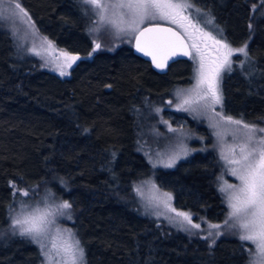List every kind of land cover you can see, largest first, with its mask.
Returning a JSON list of instances; mask_svg holds the SVG:
<instances>
[{"label":"trees","instance_id":"1","mask_svg":"<svg viewBox=\"0 0 264 264\" xmlns=\"http://www.w3.org/2000/svg\"><path fill=\"white\" fill-rule=\"evenodd\" d=\"M18 1L42 34L81 59L61 76L20 56L14 37L0 26V231L10 223L14 185L48 188L72 204L86 264H248L249 242L225 236L209 247L166 229L130 201L133 184L153 171L138 150L141 117L151 103L191 82L192 61H176L159 74L130 44L93 51V17L82 0ZM194 3L215 17L231 46L247 44L251 59L224 77V106L232 116L261 121L264 14L257 11L264 1ZM220 170L211 149L160 168L155 177L174 194L177 208L222 222L228 209L218 188ZM0 264H43L42 254L30 238L10 235L0 241Z\"/></svg>","mask_w":264,"mask_h":264},{"label":"snow or ice","instance_id":"2","mask_svg":"<svg viewBox=\"0 0 264 264\" xmlns=\"http://www.w3.org/2000/svg\"><path fill=\"white\" fill-rule=\"evenodd\" d=\"M83 3L91 6L102 19L106 14L117 17L110 19L120 32L127 33L132 37L136 50L142 52L145 56H151L155 66L161 70L167 67V60L173 56H187L194 61V84L190 89L185 90L187 95L184 96L182 103L177 110L196 111L192 105L208 109L220 116L227 124L240 125L245 132V142L236 145L231 149L233 155L228 163L234 165L231 168V175L235 176L239 184H225L220 191L226 193V201L229 208L228 220H231L232 227L238 229V237L242 242H250L254 245L253 252L257 255L249 259L248 264H264V136H258L264 133V128L257 130L256 126L244 123L241 120H233L232 117H223L220 113L215 112V105L223 104V94L220 88L221 73L232 72L233 61L231 57L234 54H242L245 62L251 59L247 52V44L240 48H232L221 36L217 39L211 30H205L201 26L200 16H207L203 9L197 7L194 0H82ZM14 7L27 16V12L19 3ZM190 9L192 11H190ZM193 12L196 15H193ZM2 15V13H0ZM30 20V17H28ZM167 21L174 24L177 28L183 30V34L173 30L171 27H163L160 24H149V21ZM213 20L207 18L203 21L204 25L212 24ZM34 29V25H32ZM47 44L45 51L54 48L51 41L44 38ZM187 41H191V44ZM208 42L217 52V57L212 61L205 59L204 52L207 50ZM101 45L95 44L93 51L99 50ZM193 50L195 55H193ZM33 54L39 56L41 53L35 48ZM57 60V69L61 76L69 75L65 70L80 59L78 55H72L62 52ZM183 95V93H181ZM203 102V103H202ZM170 103V102H169ZM188 105L189 107H185ZM217 125L214 124L213 127ZM175 131V129H170ZM220 135V133H217ZM239 155H236V151ZM178 156H172L164 162V167H173ZM155 167V165H153ZM155 192L160 190L152 185ZM136 191L139 193L140 189ZM23 196L27 197L29 193L24 191ZM151 200L157 201V206L171 213L176 217L182 218L192 228H200L199 224L192 222L191 215L187 212L177 211L171 204L172 196L164 192L161 196L153 195ZM27 203V202H22ZM72 209V204L67 200L57 204L55 210L49 208L35 207L32 211L15 216L11 220V227L14 235L29 237L33 242L40 245L41 254L44 256V264H52L53 255L57 258V264H83L84 249L80 241L76 238L71 230H61L56 227L55 216L68 215V210ZM228 220L225 223H228ZM212 229H219V224H211ZM187 230V229H185ZM62 233H67L63 235ZM222 233L211 231L203 237L208 239L210 236L218 237ZM213 239L209 247L214 246ZM242 248L247 247L245 244Z\"/></svg>","mask_w":264,"mask_h":264},{"label":"rangeland","instance_id":"3","mask_svg":"<svg viewBox=\"0 0 264 264\" xmlns=\"http://www.w3.org/2000/svg\"><path fill=\"white\" fill-rule=\"evenodd\" d=\"M103 2H108V0H102V3ZM15 3H19L24 9L22 4L18 0H0V13H2V15H0V26L5 28L12 34L16 41L20 56L34 57L38 59L42 68L54 71L59 74L57 63H62V60H57L55 58L60 57L63 51L51 39H49L38 30L33 19L25 9V12H27L28 14L27 16H25L24 13L20 12L19 9H16L14 7ZM85 5L87 10H89L90 14L93 17V21L91 22L89 29L93 36L94 46L96 43H99L101 45L100 49H113L121 44L133 45L132 37L129 34L118 31V29L112 23H109L110 19H118L117 17L111 16V14L109 13L106 14L102 19L99 15L96 14V11L92 9L90 5ZM190 11L192 10L190 9ZM203 11L207 13V16L199 17V19L201 20V26L205 27L206 31L211 30L213 35H215L217 39H220L222 36L226 40L224 28L219 23H217L215 17L209 11L204 9ZM257 12H259L260 14H264L263 7L260 8V10H258ZM193 15L195 16L196 13L193 12ZM28 17H30V20L28 19ZM207 18H211L213 20V23L204 25L203 21ZM148 24H167L177 28L176 25L162 20L149 21L146 22L144 26ZM32 25H34V29ZM177 29L183 33L182 29ZM45 37L48 41H51L53 43V49L45 51V49H47L48 47L44 41ZM188 42L191 44V41ZM231 47L240 48L242 46ZM33 48L39 51L41 55L37 56L33 54ZM193 55H195L194 50ZM204 55L207 61H212L217 57V52L212 47L211 42H208V47L204 52ZM237 58H239L240 60L237 61ZM231 59L233 61L232 69L234 68L235 64L239 66L245 63L247 64V62H245V57L239 53L234 54ZM191 61L193 64L194 76V69L196 67V64L192 59ZM65 70L70 74L71 68H67ZM227 73L229 72L223 71L221 73L220 88L222 90V94L223 80ZM194 82L195 81L192 78L191 82L188 85L177 86L163 100H161L160 102L151 103L150 109H145L144 114L141 117V121H143L144 126L141 130L138 140V150L142 154H144L147 160L151 163L153 171L148 177H145L133 184L132 198H130V201L136 205L137 209L142 215L156 219L168 230L184 232L190 236L198 237L201 239H204L203 237L207 236L209 231L213 233H222L218 237L210 236L208 237V239H204L211 243L213 239H215L216 242L218 239L225 236L238 237V229L232 227L231 225L233 222L231 220H228V213L230 210L226 201V193L220 191L228 209L227 215L222 222H210L205 219L197 220L190 211L182 210L176 207L174 194L171 191L160 188L155 177L156 170L160 168H168L164 167L163 165L164 162L169 160L172 156H178V159H176V162L173 166L175 167L180 161L188 159L198 152L205 153L212 149L217 153L220 162L221 170L218 177L219 190L221 187L225 186V184H239L238 179L235 176L231 175L230 171L231 168L235 166L229 164L228 160L231 159L233 155L231 149L236 145L245 142V132L247 130L243 129L240 125L227 124L224 120L221 119L220 116H216L213 111L201 108L197 105H192L193 108H196V111L177 110L178 106L182 103L184 96L187 95L185 90L190 89L193 86ZM181 93H183V95ZM185 107L189 106L185 105ZM215 112L220 113L223 117L230 116L233 120H241L244 123L249 124L250 126L254 125L256 126L257 130L259 128H264V119L259 122H253L247 121L241 117L232 116L227 113L224 106V95L222 106L215 105ZM189 120H191L190 123ZM214 124H216L217 126L213 127ZM170 129H175V131H171ZM217 133H220V135H217ZM257 135L264 136V133H259L257 131ZM236 155H239L238 148L236 151ZM153 165H155V167ZM152 185H155L160 191L155 192L152 188ZM137 188L140 189L139 193L136 191ZM14 189L16 193V199L10 210V223L7 229L0 231V241L5 240L10 235H14L13 229L11 227V220L15 216L32 211L37 206L41 207L42 209L49 208L51 210H55V206L57 204L65 201L61 198L56 197L48 188H22L14 185ZM24 191H27L29 193L27 197L22 195ZM164 192L171 194L172 206L176 208L177 211L189 213L191 215L192 222L194 224L200 225L199 229L192 228L186 222H183L182 224L177 223L179 221H182V218L176 217L175 213L166 211L162 205L157 206L158 202L151 200V197L153 195L159 197ZM68 212L71 215L70 219L68 218L67 214L63 216L57 214L55 216V226L59 227L61 230H71V232L75 234L76 238H78L72 225L75 217L74 211L73 209H70L68 210ZM226 220H228V223H225ZM211 224H219L221 227L219 229H212L209 227ZM62 234L65 236L67 235V233ZM35 244L40 249V245L37 243ZM80 245L81 247H83L81 242ZM254 247L255 246L252 245L250 258L257 255L255 252H253ZM42 261L44 264L45 258L43 255ZM52 264H57V258L55 257V255H53ZM83 264H86L85 250Z\"/></svg>","mask_w":264,"mask_h":264},{"label":"water","instance_id":"4","mask_svg":"<svg viewBox=\"0 0 264 264\" xmlns=\"http://www.w3.org/2000/svg\"><path fill=\"white\" fill-rule=\"evenodd\" d=\"M148 25H149V24H148ZM148 25H146V26H148ZM160 25L163 26V27H171L173 30H175V31H179L177 28H175V27H173V26H171V25H167V24H160ZM146 26H145V27H146ZM179 32H181V31H179ZM181 33H182V32H181ZM182 34H183V33H182ZM187 42H188V41H187ZM188 43H189V42H188ZM189 45H190V43H189ZM132 47H133L134 53H135L137 56H139V57L143 58L144 60L148 61V62L151 64L153 70L156 71V72L159 73V74H166V73L168 72L169 67L171 66V64L174 63V62H176V61H179V60H191V59H190L189 57H187V56L176 55V56H173V57L169 58V59L167 60V67L164 68L163 70H161V69H159V68H157V67L155 66V64H154L153 61H152L151 56H145L142 52H138V51L136 50V47H135V45H134V42H133ZM71 54H72V55H78V56L80 57V59H81V55H80V54H75V53H71ZM80 59H79V60H80ZM79 60H77L76 62H78ZM76 62H75V63H76Z\"/></svg>","mask_w":264,"mask_h":264}]
</instances>
